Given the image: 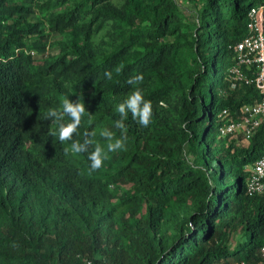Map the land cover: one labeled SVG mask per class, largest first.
I'll list each match as a JSON object with an SVG mask.
<instances>
[{
	"label": "trees",
	"instance_id": "trees-1",
	"mask_svg": "<svg viewBox=\"0 0 264 264\" xmlns=\"http://www.w3.org/2000/svg\"><path fill=\"white\" fill-rule=\"evenodd\" d=\"M186 2L193 18L176 0H0V264H264V194L247 189L264 122L219 133L263 96L231 69L264 0ZM47 43L56 56L32 55ZM136 88L146 126L116 111ZM79 97L60 141L47 113ZM103 129L123 146L93 170Z\"/></svg>",
	"mask_w": 264,
	"mask_h": 264
},
{
	"label": "built area",
	"instance_id": "built-area-1",
	"mask_svg": "<svg viewBox=\"0 0 264 264\" xmlns=\"http://www.w3.org/2000/svg\"><path fill=\"white\" fill-rule=\"evenodd\" d=\"M263 9L254 7L249 12L248 34L234 47L236 64L231 69L232 88L238 83L254 84L263 96L255 103L242 107L238 118L229 111L223 112V125L219 129L221 137L249 140L264 122V26ZM248 182L250 195L264 194V155L253 165ZM264 254V248H263Z\"/></svg>",
	"mask_w": 264,
	"mask_h": 264
},
{
	"label": "clouds",
	"instance_id": "clouds-1",
	"mask_svg": "<svg viewBox=\"0 0 264 264\" xmlns=\"http://www.w3.org/2000/svg\"><path fill=\"white\" fill-rule=\"evenodd\" d=\"M32 55L35 56L36 54L32 52ZM131 82L132 81H130V83ZM129 110L134 118H138L140 124L146 126L150 122L152 114L151 104L144 98L139 88L133 90L116 108V111L123 114L125 119ZM86 111H88L86 103L85 101L82 102L80 97L76 100L65 98L62 102V112H57L52 109L47 113L48 118L51 119L55 117V122L57 124L56 132H54L53 135L58 133L60 141L72 140V135L78 130V126L81 124V119L86 114ZM65 117L68 119H65ZM115 123L118 128H124L125 126L124 119L117 120ZM94 135L95 133H93V136ZM100 136L107 138L108 143L106 145V150L99 143L94 144L93 140H86L84 144L72 141L70 145L71 152L75 154L88 152L86 146L89 143L95 145L94 150L88 152V159L91 161V168L93 170L101 167L102 161L107 158V152L115 151L123 146L122 139L117 138L113 142V133L108 129L101 130Z\"/></svg>",
	"mask_w": 264,
	"mask_h": 264
},
{
	"label": "rangeland",
	"instance_id": "rangeland-1",
	"mask_svg": "<svg viewBox=\"0 0 264 264\" xmlns=\"http://www.w3.org/2000/svg\"><path fill=\"white\" fill-rule=\"evenodd\" d=\"M17 1H21V0H17ZM22 1H25V0H22ZM27 1V0H26ZM177 3L179 4L180 8H181V11L186 13L187 16H189V18H193L194 17V9L192 7L191 4H189L188 2H186V0H176ZM32 18L34 20H36L38 18V14H33L32 15ZM54 38H50V41L51 42ZM46 47V50L45 51H41V52H37L39 55H35V57L37 56V58H48V57H53V56H56V53L52 51V47H50V44L47 43L45 45Z\"/></svg>",
	"mask_w": 264,
	"mask_h": 264
}]
</instances>
